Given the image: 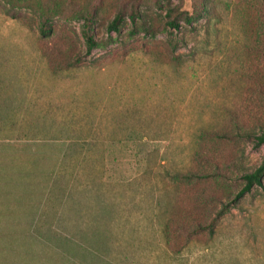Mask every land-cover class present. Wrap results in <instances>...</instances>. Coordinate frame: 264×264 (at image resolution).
<instances>
[{
  "label": "rangeland",
  "instance_id": "obj_1",
  "mask_svg": "<svg viewBox=\"0 0 264 264\" xmlns=\"http://www.w3.org/2000/svg\"><path fill=\"white\" fill-rule=\"evenodd\" d=\"M34 3L0 0V264H263L264 0Z\"/></svg>",
  "mask_w": 264,
  "mask_h": 264
},
{
  "label": "trees",
  "instance_id": "obj_2",
  "mask_svg": "<svg viewBox=\"0 0 264 264\" xmlns=\"http://www.w3.org/2000/svg\"><path fill=\"white\" fill-rule=\"evenodd\" d=\"M53 1V0H50ZM9 4H12L16 8L23 7H32L35 3L34 0H8ZM51 4V3H50ZM48 4V5H50ZM22 5V6H21ZM53 11L54 14H59L58 5L56 4L54 8H48V10H44L43 8H40L41 17H49L50 12ZM82 19L84 20L83 24V34L86 41L87 46V53H91L94 49L100 47V44L95 38V25L98 17V13L95 9L87 11L85 14H83ZM130 19L133 25V29L130 31L131 37H134L135 35L139 34L140 32L144 31L146 33L150 32V27L147 24H141V27L139 28V21L144 20V14L140 10L139 5L132 4L131 12L128 14L125 9L119 11L116 16L114 17L113 21L108 26V31L110 33L116 32L119 33L121 28L126 23V20ZM49 19L42 22V26L40 28L41 33L44 37H48L51 35L52 29L48 27ZM191 22V20H189ZM172 25L174 27L177 26L175 22H172ZM111 37V36H110ZM112 40V37L110 38ZM255 138V145L257 147H260L264 144V130L258 135H254ZM244 179V186L243 188L238 192L236 195L235 201L241 199L246 194L252 192L255 186L264 187V158L260 164V166L254 170L251 173H248L243 176ZM225 214L224 212H221L220 215Z\"/></svg>",
  "mask_w": 264,
  "mask_h": 264
},
{
  "label": "crops",
  "instance_id": "obj_3",
  "mask_svg": "<svg viewBox=\"0 0 264 264\" xmlns=\"http://www.w3.org/2000/svg\"><path fill=\"white\" fill-rule=\"evenodd\" d=\"M5 114H10V112H7V113H5ZM82 148V147H81ZM80 147L79 148H77L78 150H83V149H81ZM86 150V149H85ZM103 150H105V149H103ZM98 158H101V159H103V160H106V157H109L108 155H106V154H102V155H98L97 156ZM79 158L80 159H84V158H88V160L89 159H91V158H93V155H91V153L90 154H87V155H85V154H81V155H79ZM218 262H222V264H229L230 262H232V261H230V260H228L227 258H225V257H221L220 259H219V261ZM264 262V261H263ZM264 264V263H263Z\"/></svg>",
  "mask_w": 264,
  "mask_h": 264
}]
</instances>
